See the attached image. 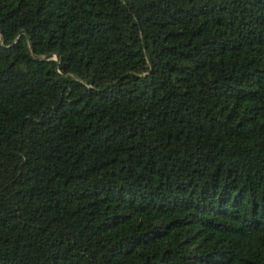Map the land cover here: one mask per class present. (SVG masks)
Instances as JSON below:
<instances>
[{
	"label": "trees",
	"instance_id": "1",
	"mask_svg": "<svg viewBox=\"0 0 264 264\" xmlns=\"http://www.w3.org/2000/svg\"><path fill=\"white\" fill-rule=\"evenodd\" d=\"M0 264H264V0H0Z\"/></svg>",
	"mask_w": 264,
	"mask_h": 264
}]
</instances>
